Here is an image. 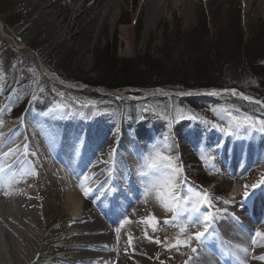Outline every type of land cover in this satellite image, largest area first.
<instances>
[{"label":"rangeland","instance_id":"rangeland-1","mask_svg":"<svg viewBox=\"0 0 264 264\" xmlns=\"http://www.w3.org/2000/svg\"><path fill=\"white\" fill-rule=\"evenodd\" d=\"M143 1L116 0L113 11L118 10L120 15L113 32L110 25L112 16H108L102 35L96 41L92 40L86 44L80 55H73L67 47H63L60 53L57 49H49L42 56L37 53L42 47L39 37L31 35L27 41H23L15 35L24 17L19 9V2L0 0V111L3 110L2 118L5 119V124L6 121L19 123L20 135L31 147L29 151L35 153L33 158H29L30 161H35L36 157L41 159L39 145L46 150L49 165H44V170L49 173L46 181L49 200L44 210L45 217L50 221L45 228L49 233L46 239L51 242L48 245L66 249L77 240L74 237L65 238V234L71 229L61 226L69 215L63 208L66 199L60 184L66 185L68 179L75 184L79 183L85 177L89 166L88 163L83 165L82 173L80 171L78 176L77 172L68 174L75 167L71 165L68 156L69 146L61 145L58 149L60 156L57 157L46 142L45 128L52 126V118L63 117L62 111L66 110L63 105L67 104L72 111L82 112L89 109L96 116L102 117V130L106 127L104 130L114 136L112 154L115 162L118 167L128 170L132 177V181H127V175L121 174L114 187L121 190L123 199L125 197L134 201L130 213H126L122 219L119 218V223L129 218V222L123 225L124 229L119 233L127 234L135 249L146 250V264H164L170 257L176 258L182 252L186 253L187 259L191 255H200L203 257L202 264H235V261H238L237 264H264V260L257 258L264 256V236H255L257 231L264 234V185L260 186L261 181H264V133L255 130L259 128V123L264 121L263 114L256 118H244L228 107L212 106L204 102L197 106L198 116L193 113L194 110L188 112L184 108L178 111L176 116L168 115L165 108L166 103L170 110L180 109L173 100L174 97L180 96L220 97L223 94H231L233 97H244L238 87L207 91H178L170 88L143 92L141 95L136 94L137 91L133 89L127 90L135 93L119 90L107 92L98 87L92 88L99 94L107 95L102 101L65 97L63 91H57L53 87L56 82L64 88L82 90L85 87L83 80L103 81L104 67L98 63L96 66L92 52L103 48L105 44L111 46L113 43L117 46L116 57L120 60H133L131 66L134 69L135 64L152 66L153 75L157 80L160 76L163 79L169 74L179 75V71L182 74L191 72L201 76L197 68L207 64V67L210 66L215 71L222 70L218 78L223 77L230 79L228 82L231 84L234 82L243 85L249 80V72L243 60L239 61L242 67L239 65L238 69L235 68V28L243 35L244 42L247 39L257 40L251 47V56L257 55L256 63L264 68V5L251 10L247 7V0H183V4L180 3L181 0H175L172 5L179 3L175 16L169 6L162 23L156 25L145 18L138 19L139 7ZM146 25L153 28L148 35L145 32ZM123 27H131L133 30L135 48L130 54L126 53L121 35L120 29ZM230 57L234 60L228 65L221 62L222 59ZM94 67L97 69H93ZM18 69L22 70L24 76L32 77L33 80L28 85L18 82ZM57 74H62L69 81H63ZM35 79H40L41 91L40 85L35 86ZM174 86L183 88L181 84ZM34 95H39L41 104L30 103ZM161 96L168 97L169 100L140 103L125 112L123 110L128 100L137 101L140 98ZM23 98H26L25 110L20 116H14L13 113L19 107L13 108L14 104L17 105ZM52 105L55 110L50 112ZM66 113L70 114L67 110ZM64 116V124H68V116ZM57 121L60 123V120ZM213 124L218 127L213 128ZM253 124L255 129L249 127ZM221 128L224 131H221ZM42 136L45 140H42ZM65 141L67 142L68 138ZM90 146L91 143L85 148L83 161H87L86 153ZM252 159L256 161L246 167ZM109 163L110 161L105 166L110 165ZM150 164L154 166L149 167ZM256 164L258 167H255ZM32 168L39 169L36 164H33ZM247 174L248 178L245 179ZM169 177L168 183H163ZM96 180L97 178H94L89 183L98 188L96 194H90L91 198L78 194L87 201L88 209L95 208V213L99 214L93 200L101 193L99 190L102 187ZM253 184L258 187L252 189ZM245 191L250 193L247 198L244 197ZM198 193L206 194L199 198V203L196 200ZM171 196L173 198L170 203L175 209L170 205L165 206ZM186 199L195 204L196 211L192 210V204H186ZM250 206L257 207V212H253ZM111 207L114 212L119 208L117 203ZM178 212L182 214L177 215ZM169 213L176 218L173 217L171 223H165L163 226L160 220L164 216L169 217ZM149 216L158 219L154 229L144 222ZM205 216L212 218L206 226L203 223ZM196 217L200 218L201 223L193 225L191 221ZM215 224L220 228L214 230ZM103 225L108 227L110 223L105 221ZM166 230L169 232L165 234ZM197 231H206L207 235L197 241L192 238L193 233ZM121 234H117L115 238L120 249L124 245ZM248 238L255 239L262 245L248 247ZM178 239L188 240V246L181 244L174 247ZM157 240L160 243H156ZM193 248L196 249L195 252ZM203 249L204 254L201 253ZM244 249H247L246 254H243L245 251L241 252ZM210 250H220L224 255L220 253L217 257L210 253ZM58 252L60 251L54 252L53 256H57ZM0 256L6 259V262L0 259V264L10 262L4 245H0ZM40 264H61V261L49 260Z\"/></svg>","mask_w":264,"mask_h":264},{"label":"bare ground","instance_id":"bare-ground-1","mask_svg":"<svg viewBox=\"0 0 264 264\" xmlns=\"http://www.w3.org/2000/svg\"><path fill=\"white\" fill-rule=\"evenodd\" d=\"M16 1L19 2V9L22 10L24 17L15 35L23 41H27L28 36L31 35L36 36V38L39 37L42 47L37 53L40 55L49 51V49H57L60 53V50L64 49L63 47H67L73 55H80L86 44L92 40L96 41L102 35L106 26L105 19L112 16L110 25L112 27L111 32H113L120 15L118 10L113 11L116 0ZM145 1L139 7L138 19L145 18L148 22H153L156 25L162 23L165 11L169 6L172 8V15L175 16L174 14L179 5V3L172 5L175 0H147L146 3ZM180 3L183 4V0ZM246 4L247 7L253 10L261 8L264 5V0H247ZM120 30L125 42L126 53L130 54L135 48V45H133V30L131 27H123ZM152 31L153 28L146 25V34L148 35ZM1 60L2 51L0 50ZM11 77L10 75V79ZM1 79L0 73V82ZM17 79L18 82L24 85H28L33 80L30 76L29 78L26 75L24 76L21 69L17 70ZM33 82H35V86L40 85L39 91H41L40 79H35ZM39 101V95H34L30 103L41 104ZM53 107L54 105L49 110L50 112L55 110ZM63 107L68 113L70 112V114H67L66 110L62 111L64 115L68 116L66 122L69 123L64 124V115L62 118H52V126H48L49 128L44 130L46 142L55 151L52 152L56 153L55 156L57 157L60 156L58 149L61 145V147L64 145L69 146L70 153L68 156L71 165L75 167L73 172L69 171L71 173L68 172V174L77 172L76 175L78 176V173L83 169V165L86 163L89 165L88 170L85 171V177L79 183L75 184L68 179V182H66L67 180L64 181L66 185L62 186L60 184L66 199L63 208L69 215L65 219L66 221L61 223V226L71 229L65 234V238L74 237L77 239L66 249L60 246L48 245L51 242L46 239L49 233L45 231V228L50 222L49 218L45 217L44 210V207L48 206L49 200V187L46 186L49 173L44 170V165H49L46 150L39 145L38 151L41 159L36 157L35 161L32 162L29 158H33L35 153L29 151L28 149L31 147L28 146V149L18 156L10 166L5 167L6 161L11 159L13 153L22 149L23 136L20 135L19 123H8L6 121L5 124V119L2 118L3 110L0 111V167L2 168V170L0 168V234H2L0 245H4L5 253L10 261L8 263L40 264L55 260L61 261V264H146V250L135 249L129 242L128 235L119 233L123 231L124 228L122 227L129 222V218L123 220L122 223H119V220L126 213H130L134 201L132 199L127 200L125 197L123 199L121 190L114 187L121 174L127 175L129 178L126 179L127 181H130V179L132 181L128 170L118 167L115 162L112 154L115 144L114 136L104 130L106 127L102 130L104 119L99 115L96 116L89 109L88 111L85 109L79 112V110L72 111L67 104H64ZM57 120H60V123ZM98 135L99 137H97ZM67 138L68 141L66 142ZM13 143L15 145L12 150L5 152L6 147L13 145ZM89 143H91V146L86 153L87 161H83L85 156L83 154ZM82 144H85V146L81 150ZM108 161H110V165L106 167L105 164ZM33 164H36L39 169L34 170L32 168ZM94 178H97L98 185L102 187L99 190L101 193L93 200L99 214L95 213V208L88 209L87 201L79 197L80 194L84 198H91L90 194H96L98 188L89 185ZM85 190L88 193L87 196ZM172 198L173 196L170 197L169 203H166L172 209H175V206L170 203ZM116 203L119 208L114 212L111 206H115ZM173 217L174 215L169 213V217L164 216L160 223L164 226L166 221H171ZM208 218L212 221L211 216ZM109 220L110 226L103 225V222ZM215 226L214 230L220 228L219 225L215 224ZM168 232L166 230L165 234ZM117 234L122 235L124 243L122 249L118 247L115 241ZM247 242L248 247L251 245L260 247L262 245L252 238H248ZM58 250L60 251L59 254L53 256L54 252ZM241 252L244 251L241 250ZM243 254H246V252ZM185 256L186 253L182 252L176 258L170 257L164 264H202L203 257L200 255H191L188 256V259ZM0 259H4L6 262L4 256H0ZM237 262L234 263L237 264Z\"/></svg>","mask_w":264,"mask_h":264},{"label":"trees","instance_id":"trees-1","mask_svg":"<svg viewBox=\"0 0 264 264\" xmlns=\"http://www.w3.org/2000/svg\"><path fill=\"white\" fill-rule=\"evenodd\" d=\"M235 49L234 51V58H235V68L238 69L241 63L239 61L243 60L246 64V69L249 72V80L245 81L243 85L240 83H229L230 79L226 78H218L222 70L215 71L211 69L210 66L207 67V64H202L201 68L197 71L202 74L198 76L194 73H180L179 75H172L164 76L163 79L160 76V79L157 80L156 76H154V68L152 66H145L144 64H135V69L131 66L133 60L125 59L120 60L116 57L117 46L116 43L113 45L105 44L103 48H97L92 52L93 58H95L96 66L97 63L103 65L104 71L103 73V81H90V80H83L85 87L82 90L77 89H69L64 88L58 85L56 82L53 83V87L60 92H64L65 97H75L80 99H90L96 101H102L107 96L106 94H99L97 91L92 90L94 87L101 88L102 90H106L108 92H114L116 90L119 91H132L127 89L136 90V94L141 95L143 92L148 91H157L158 89H170L173 88L175 90H182V91H191V90H212V89H219L223 90L225 88H233L238 87L239 91L247 95L252 100H260L264 101V68L261 65L256 63L258 58L257 55L251 56V47L257 40L247 39L245 42L243 40V35L235 28ZM251 37V35H250ZM234 43V42H233ZM233 57L224 58L222 59V63L229 64ZM234 60V59H233ZM232 60V61H233ZM104 63V64H103ZM242 67V65H241ZM93 69H97L94 67ZM203 72V73H202ZM159 74V73H158ZM60 79L63 81L69 79L62 74H57ZM233 81V80H232ZM182 85L183 88H174V85ZM135 93V92H131ZM198 97V98H197ZM159 99H163L166 102L169 100L168 97L161 96L158 97H148V99L141 100L138 102L128 100L124 104V112L131 108L133 105L143 104L158 101ZM174 103L180 108H172L171 110L168 108L167 104L165 103L166 112L168 115L173 114L174 116L177 115L178 111L181 109H187L188 112H192L198 116L199 112L196 111L197 106H200L202 102L208 105L214 106H225L230 108L235 114L241 117H249V118H256L257 116H264V107L260 104H254L250 101H244L237 96H232L231 94H223L218 96H209V95H202V96H191L187 97H174ZM25 100L20 102L18 107V112L22 110L24 107ZM189 107H192L189 109ZM170 111V112H169ZM132 116V115H131ZM133 117V116H132ZM191 175V174H190Z\"/></svg>","mask_w":264,"mask_h":264},{"label":"snow or ice","instance_id":"snow-or-ice-1","mask_svg":"<svg viewBox=\"0 0 264 264\" xmlns=\"http://www.w3.org/2000/svg\"><path fill=\"white\" fill-rule=\"evenodd\" d=\"M213 94H216V93H213ZM233 94L235 95V90H233ZM243 99L244 100H250L251 98H249L247 96H244ZM256 103L257 104L264 105V101H256ZM205 123H207V121H205ZM237 124H239V121H237ZM212 127L213 128H216L218 126L215 125V124H213ZM249 127H252V128L255 129V125L254 124L253 125H249ZM220 130L221 131H224L223 128H221ZM255 130H258L259 132L264 133V121H261L259 123V128L258 129H255ZM164 159H170V158H164ZM153 166L154 165H152V164L149 165V167H153ZM173 171H175V170L173 169ZM169 180H170V177L167 180L163 181V183L167 184ZM262 185H264V181H261L260 186H262ZM245 187L247 188L248 186L246 185ZM251 187H252V189H256L258 187V185L257 184H253ZM249 194L250 193L248 191H245L244 197L247 198L249 196ZM85 195L86 196L88 195V193H87L86 190H85ZM201 196H206V194H204V193H198V194H196L197 203L200 202V199L199 198ZM185 202H186V204H192V201L190 199H186ZM225 203H228V202L225 201ZM165 206L168 207L167 204ZM192 210L193 211H196L197 210L195 204H192ZM180 214H182V213H180V212L177 213V215H180ZM175 218L176 217H174V219ZM144 222L154 229L156 227V224L158 223V219L155 216H149V217L145 218V221ZM191 222H192L193 225H197V224H200L201 223V220H200L199 217H196V218H193ZM208 222H209V218L207 216H205L203 218V223L205 224V226L207 225ZM166 223H171V221H166ZM181 231H183V229H181ZM206 235H207V232L206 231H197V232L193 233V237L192 238H195L197 241H201L202 238H204ZM255 236L261 237V236H264V234H262L261 232L257 231L255 233ZM155 242L156 243H160V241H158V240L155 241ZM181 244L184 245V246H188L189 241L188 240L181 241V240L178 239L173 246L175 247V246L181 245ZM192 250H193V252L196 251L195 248H193ZM243 251L247 252V249H244ZM257 258L258 259H261V260H264V256H260V257H257Z\"/></svg>","mask_w":264,"mask_h":264}]
</instances>
